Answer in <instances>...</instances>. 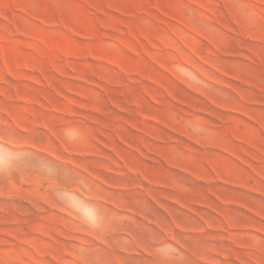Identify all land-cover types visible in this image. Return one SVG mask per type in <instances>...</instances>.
Masks as SVG:
<instances>
[{
  "label": "rangeland",
  "instance_id": "374dc122",
  "mask_svg": "<svg viewBox=\"0 0 264 264\" xmlns=\"http://www.w3.org/2000/svg\"><path fill=\"white\" fill-rule=\"evenodd\" d=\"M0 264H264V0H0Z\"/></svg>",
  "mask_w": 264,
  "mask_h": 264
}]
</instances>
